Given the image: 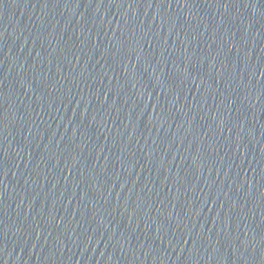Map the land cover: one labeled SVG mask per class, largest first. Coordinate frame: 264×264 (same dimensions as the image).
<instances>
[{
	"label": "water",
	"instance_id": "obj_1",
	"mask_svg": "<svg viewBox=\"0 0 264 264\" xmlns=\"http://www.w3.org/2000/svg\"><path fill=\"white\" fill-rule=\"evenodd\" d=\"M0 264H264V0H0Z\"/></svg>",
	"mask_w": 264,
	"mask_h": 264
}]
</instances>
